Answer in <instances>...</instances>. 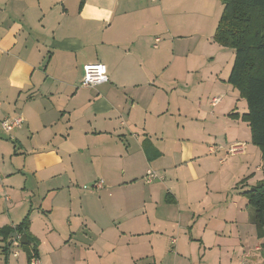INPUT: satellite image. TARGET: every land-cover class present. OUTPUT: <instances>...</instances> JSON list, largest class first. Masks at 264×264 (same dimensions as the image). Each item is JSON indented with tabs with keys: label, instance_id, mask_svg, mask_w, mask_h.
<instances>
[{
	"label": "crops",
	"instance_id": "crops-1",
	"mask_svg": "<svg viewBox=\"0 0 264 264\" xmlns=\"http://www.w3.org/2000/svg\"><path fill=\"white\" fill-rule=\"evenodd\" d=\"M222 10L219 0H0V131L26 156L0 177L11 205L0 228L28 217L40 263L264 264L244 193L264 179L262 151L228 82L234 53L213 39ZM95 62L109 81L84 87ZM14 115L23 125L6 132ZM179 232L174 252L165 237ZM15 248L0 264H29V247Z\"/></svg>",
	"mask_w": 264,
	"mask_h": 264
},
{
	"label": "trees",
	"instance_id": "trees-1",
	"mask_svg": "<svg viewBox=\"0 0 264 264\" xmlns=\"http://www.w3.org/2000/svg\"><path fill=\"white\" fill-rule=\"evenodd\" d=\"M223 11L213 39L235 52L228 78L247 101L248 111L241 118L251 128V142L262 151L264 166V0H219ZM248 204L255 210V220L262 234L264 228V179L245 192ZM30 220L26 217L16 226L0 228V252L8 255L13 241L12 234L26 235L29 243L28 261L39 259L38 243L28 232ZM40 260V259H39Z\"/></svg>",
	"mask_w": 264,
	"mask_h": 264
},
{
	"label": "rangeland",
	"instance_id": "rangeland-1",
	"mask_svg": "<svg viewBox=\"0 0 264 264\" xmlns=\"http://www.w3.org/2000/svg\"><path fill=\"white\" fill-rule=\"evenodd\" d=\"M222 3V2H221ZM223 11V10H222ZM227 51H230V52H233V56H232V61H234V57H235V52L233 49H225ZM222 63L224 64L225 63V60L222 61ZM230 65V66H229ZM225 65H223L224 67ZM229 66V71L231 70L230 67H232V62H230L228 64ZM224 71L226 72L227 71V68L224 69ZM237 92V91H236ZM238 94V93H237ZM245 100V99H244ZM226 100H224L225 102ZM213 146H219V145H213ZM16 148V149H15ZM19 149V146H18V142L15 141L14 139V132H12L11 135L9 134H6L2 131H0V177L2 175H6L9 171V168L13 165L15 166H18V165H22L23 164V160H25L26 156L22 155L21 157L20 156H17V154H15V151ZM221 151H226V149H222ZM227 156H230L232 155V153H230V151H227V153L223 156V157H226ZM222 157V158H223ZM241 157V156H240ZM28 161H30L31 159H27ZM260 176H263L261 173H258ZM30 178H33L32 176H29ZM2 178V177H1ZM20 181V179H18L16 181V183H18ZM31 190L34 191V194H36V198L38 197L39 195V190L37 188H33V187H29ZM17 201H21L22 200V195H20L19 193V197L17 199H15ZM44 200H41V203L43 202ZM32 204H29L27 202V204L25 205L26 207L17 212H15V214L17 213H20V215H26V213L28 212V210L30 209ZM43 205H47V203L45 202V204ZM8 207L11 208V205L10 203L6 204L5 201L2 202L1 201V198H0V224L3 222L4 218H6V216H8L9 214V209ZM44 207H47V208H50V206H44ZM43 212H48V211H43ZM42 212V213H43ZM22 216V217H24ZM63 217V216H62ZM183 233L184 232H179L178 234L174 235L175 237H177V241L178 243L176 244L177 246L175 247V243H173V238L174 236H172L170 238V244H169V241H168V238L165 237V240H166V243H167V246L170 247L169 249L172 250L173 248V251L175 248L177 249H180V243L182 242V238H183ZM65 240L66 238H62L60 237V240H58V242L54 241V245L56 247V245H60L62 246V243H65ZM99 244H105V235L103 237L100 238V241H99ZM26 245V244H25ZM24 245V246H25ZM23 245H21L20 247H16L15 249L16 250H19L20 251V256L24 257L25 256V253H24V247ZM106 248V247H105ZM14 250V249H13ZM172 251V252H173ZM177 251V250H176ZM175 252V251H174ZM45 254L46 256L48 255V252L47 250L45 251ZM109 254H103V257L105 258L106 256H108ZM42 264V263H40Z\"/></svg>",
	"mask_w": 264,
	"mask_h": 264
},
{
	"label": "built area",
	"instance_id": "built-area-1",
	"mask_svg": "<svg viewBox=\"0 0 264 264\" xmlns=\"http://www.w3.org/2000/svg\"><path fill=\"white\" fill-rule=\"evenodd\" d=\"M160 39L156 38V42H158ZM156 45V44H155ZM109 81V76L107 73L106 65L102 62H95V63H89L84 66V76L81 82V85L84 87H91L94 88L98 85H101L103 83H106ZM221 100V96H215L212 98L211 103L212 105L217 104ZM23 117L21 115H14V116H6L1 121V126L3 130L6 132H12L15 128L22 127L23 125ZM221 146H211L210 152L215 153L218 148ZM243 149V144H238L233 146L229 151L230 153H235ZM159 174L156 170L149 168L145 174V179L148 182L153 181L154 179L158 178ZM102 187H104V181H96L93 184V188L95 190H99ZM177 239L173 238V243H176ZM21 245L20 238L16 237L13 238L12 244H11V250L14 256L18 255L17 251H14L13 249L15 247H19ZM30 264H40V260L37 257H33L30 261Z\"/></svg>",
	"mask_w": 264,
	"mask_h": 264
},
{
	"label": "water",
	"instance_id": "water-1",
	"mask_svg": "<svg viewBox=\"0 0 264 264\" xmlns=\"http://www.w3.org/2000/svg\"><path fill=\"white\" fill-rule=\"evenodd\" d=\"M16 237H19L20 238V242L21 243H29V239L27 238V236L26 235H18L17 234V232H14L13 234H12V238H16Z\"/></svg>",
	"mask_w": 264,
	"mask_h": 264
}]
</instances>
